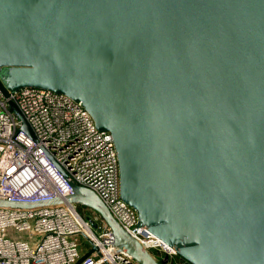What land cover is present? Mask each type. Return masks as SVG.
Listing matches in <instances>:
<instances>
[{
	"label": "water",
	"instance_id": "1",
	"mask_svg": "<svg viewBox=\"0 0 264 264\" xmlns=\"http://www.w3.org/2000/svg\"><path fill=\"white\" fill-rule=\"evenodd\" d=\"M23 88L83 106L111 137L138 226L187 264H264V0H0V95L34 139L9 99ZM54 166L65 202L94 212L113 246L168 264Z\"/></svg>",
	"mask_w": 264,
	"mask_h": 264
},
{
	"label": "built area",
	"instance_id": "2",
	"mask_svg": "<svg viewBox=\"0 0 264 264\" xmlns=\"http://www.w3.org/2000/svg\"><path fill=\"white\" fill-rule=\"evenodd\" d=\"M34 139L0 95V201L39 203L60 198L62 204L32 209L0 207V264H135L113 246L110 230L96 215L85 218L56 164L76 185L93 191L121 228L156 259L187 264L168 245L139 227L136 212L119 195L116 152L108 133L99 132L83 106L51 91L23 88L10 93ZM7 230L26 237L4 238ZM90 231L94 233L91 235ZM86 246L80 253L74 236ZM36 236L38 239H36ZM152 251L154 253H152Z\"/></svg>",
	"mask_w": 264,
	"mask_h": 264
},
{
	"label": "rangeland",
	"instance_id": "3",
	"mask_svg": "<svg viewBox=\"0 0 264 264\" xmlns=\"http://www.w3.org/2000/svg\"><path fill=\"white\" fill-rule=\"evenodd\" d=\"M77 209L78 211L85 217V218H89V219H93L96 215L94 212H92L90 209L77 205ZM14 236L16 237H26V234L23 233H14L12 230H7L4 234V238L7 239H11ZM36 239H38V237L36 236ZM71 240L75 241V243L78 246V249L80 251V253H83V251L85 250L86 246L84 245L85 240L83 239V237L77 235L71 238ZM152 253H154L152 251Z\"/></svg>",
	"mask_w": 264,
	"mask_h": 264
},
{
	"label": "bare ground",
	"instance_id": "4",
	"mask_svg": "<svg viewBox=\"0 0 264 264\" xmlns=\"http://www.w3.org/2000/svg\"><path fill=\"white\" fill-rule=\"evenodd\" d=\"M90 233H91L92 236H94V233H92L91 231H90Z\"/></svg>",
	"mask_w": 264,
	"mask_h": 264
},
{
	"label": "trees",
	"instance_id": "5",
	"mask_svg": "<svg viewBox=\"0 0 264 264\" xmlns=\"http://www.w3.org/2000/svg\"><path fill=\"white\" fill-rule=\"evenodd\" d=\"M181 259V258H180ZM182 260V259H181ZM183 261V260H182Z\"/></svg>",
	"mask_w": 264,
	"mask_h": 264
},
{
	"label": "crops",
	"instance_id": "6",
	"mask_svg": "<svg viewBox=\"0 0 264 264\" xmlns=\"http://www.w3.org/2000/svg\"><path fill=\"white\" fill-rule=\"evenodd\" d=\"M84 252H86V251H84Z\"/></svg>",
	"mask_w": 264,
	"mask_h": 264
}]
</instances>
